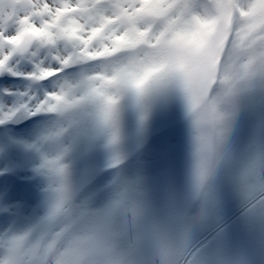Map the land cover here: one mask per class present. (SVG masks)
<instances>
[{
	"label": "snow or ice",
	"instance_id": "1",
	"mask_svg": "<svg viewBox=\"0 0 264 264\" xmlns=\"http://www.w3.org/2000/svg\"><path fill=\"white\" fill-rule=\"evenodd\" d=\"M253 219L264 0H0V264H236Z\"/></svg>",
	"mask_w": 264,
	"mask_h": 264
},
{
	"label": "rangeland",
	"instance_id": "2",
	"mask_svg": "<svg viewBox=\"0 0 264 264\" xmlns=\"http://www.w3.org/2000/svg\"><path fill=\"white\" fill-rule=\"evenodd\" d=\"M19 84V82H16ZM180 141V139H177V142ZM231 215L233 218H235L237 215H239V210L236 207H233L231 209ZM255 224L252 225L250 222L248 225L253 226L251 229V233L253 236L261 235V240L260 242H252L249 248L250 250H253L255 246H261V248L256 247L257 253L256 256L252 255V253L249 252V255L246 256L245 261H239L240 254H237V260L236 264H264V225H262L257 219H255ZM255 234V235H254ZM259 238V237H258ZM249 239H253L250 237ZM260 239V238H259ZM207 241L204 242L205 245H207ZM234 246H236L237 242L234 240L233 241ZM254 245V246H253ZM247 249V248H246ZM212 254L211 257H206L205 255H201V264H221V256L219 255V252H210ZM239 261V262H238Z\"/></svg>",
	"mask_w": 264,
	"mask_h": 264
},
{
	"label": "bare ground",
	"instance_id": "3",
	"mask_svg": "<svg viewBox=\"0 0 264 264\" xmlns=\"http://www.w3.org/2000/svg\"><path fill=\"white\" fill-rule=\"evenodd\" d=\"M177 139H180L179 135H178ZM176 158H177L178 169L182 170L183 163H184V151H183V144L180 141H178L177 145H176ZM255 221L256 220L253 219L250 221V223L252 225H254ZM252 228H253V226L247 225L244 228L238 229L233 235V241L235 240L237 242V244L234 248V251H236V254H240L239 261H242V260L245 261L246 256L249 255V252L252 253V255L256 256V253H257L256 247H258V246H255L253 250H250L249 247L252 246L251 245L252 242H254V243L257 241L260 242L262 234L257 235V236H253L252 233L250 232ZM250 237H252L253 239H249ZM258 248H261V246H259ZM203 255H205L206 257L212 256V254L209 251H205L203 253Z\"/></svg>",
	"mask_w": 264,
	"mask_h": 264
},
{
	"label": "water",
	"instance_id": "4",
	"mask_svg": "<svg viewBox=\"0 0 264 264\" xmlns=\"http://www.w3.org/2000/svg\"><path fill=\"white\" fill-rule=\"evenodd\" d=\"M23 123L27 125L29 123V121L28 120H25ZM11 127L20 128V127H22V125L21 124H16V125H13Z\"/></svg>",
	"mask_w": 264,
	"mask_h": 264
}]
</instances>
